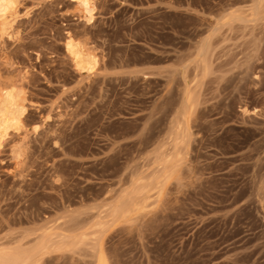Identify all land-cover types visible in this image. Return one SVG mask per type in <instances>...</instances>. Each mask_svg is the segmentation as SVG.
<instances>
[{"label":"rangeland","instance_id":"obj_1","mask_svg":"<svg viewBox=\"0 0 264 264\" xmlns=\"http://www.w3.org/2000/svg\"><path fill=\"white\" fill-rule=\"evenodd\" d=\"M93 7L86 23L70 0H15L0 35V88L26 108L0 147V245L49 231L68 242L33 264H93L94 245L108 264H264V0Z\"/></svg>","mask_w":264,"mask_h":264},{"label":"bare ground","instance_id":"obj_2","mask_svg":"<svg viewBox=\"0 0 264 264\" xmlns=\"http://www.w3.org/2000/svg\"><path fill=\"white\" fill-rule=\"evenodd\" d=\"M70 1L73 3H76V4L83 5V7H84L83 9H84V13H85L83 15V18H84L85 22L86 23L92 22L93 9H94L93 0H70ZM14 14H15V0H0V35L10 25V18ZM68 32L69 31L65 32L67 34V37L64 41V51H65L66 55L70 58L71 62L73 63L72 65H73L74 69L78 73H80V74L91 73L94 70V68L96 67V65L98 64V60H97L96 56L93 53H91L89 51V49L85 48L84 45L79 44L75 40L71 39V36H70V34H68ZM202 43L198 46L196 55H198L200 63H201L200 64L197 60V62L200 64L199 67L201 68V66H202V68H201L202 71H205L207 69L206 61H205V59H206L205 58V52H208V51H206L207 46H205V41H204V44H202ZM207 50H208V48H207ZM197 68H198V65H197ZM181 73H182V76L184 77V74H185L184 70H182ZM150 75H151V73H143L144 78H148ZM12 85H11V88H9V89H7L6 87L0 88V147H1L4 139L10 134V131L19 132L20 128L22 127L21 126L22 119H23L24 114L26 112V108L24 105L25 99L23 97L19 96V92L18 91L16 92V90H14V87H12ZM192 101L193 100H192L191 92L185 89L182 93V106H181V109L179 112L180 120L177 121L176 127H175L177 130L175 132L176 138L180 139L181 142H185V140H186L185 138H186V136H188V134H187L188 126L184 122V119L186 117V112L189 111L193 106ZM141 186H138V188H140ZM145 186H147V184L144 185V188L142 186V188L144 190H145ZM148 186H150V185H148ZM142 188H140L139 191ZM134 189H135V187H134ZM136 190L134 192H138ZM127 193H125V194H127ZM140 194H141V191H140ZM137 195H139V194H137ZM125 196L126 195H124V197ZM129 196L132 197L133 195L130 194ZM133 198H132V201H133ZM130 206H131L130 197H127V199H125L124 201L119 202L118 205H116L114 207L113 211L111 210L113 212V214H111L110 216H112V215L114 216V215H116L115 213H119L120 211L126 212V211H128ZM98 229H99V227H98ZM25 234L26 235L22 236L20 238V240L17 243H15V245H13V246H4L5 243H3L4 245H0V264H33V263H36V261H38V259L42 255V253H44L45 251L50 249L51 245L56 241V240H54L53 237H51L52 234H50L49 231H41L39 233L36 231H32L30 233H25ZM55 236L60 237L59 233L58 234L56 233ZM67 236H69V235H67ZM85 237H86V235H85ZM65 238H66V236L60 237L57 241L62 242V244L64 245V242L65 243L68 242V240ZM57 241H56V243H57ZM76 242L78 243L79 241H76ZM95 243H97V242L95 241ZM74 244L75 243H73V245ZM63 245H61V246L63 247ZM71 245H72V243H71ZM94 250L96 252V254H95L96 256L94 257L95 262L93 264H108L106 258L104 257V255L101 251V248L95 247V245H94ZM74 251H75V249H74Z\"/></svg>","mask_w":264,"mask_h":264}]
</instances>
